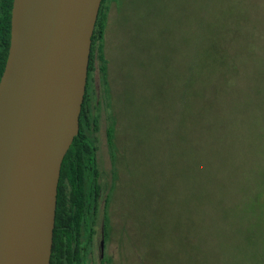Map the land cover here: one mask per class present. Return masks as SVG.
<instances>
[{
    "label": "rangeland",
    "instance_id": "obj_1",
    "mask_svg": "<svg viewBox=\"0 0 264 264\" xmlns=\"http://www.w3.org/2000/svg\"><path fill=\"white\" fill-rule=\"evenodd\" d=\"M103 43L111 98L95 51L87 133L100 188L85 264H264V0H116ZM211 60L225 72L211 76ZM209 138L253 141L252 197L228 183L243 168L220 185L196 166Z\"/></svg>",
    "mask_w": 264,
    "mask_h": 264
},
{
    "label": "water",
    "instance_id": "obj_2",
    "mask_svg": "<svg viewBox=\"0 0 264 264\" xmlns=\"http://www.w3.org/2000/svg\"><path fill=\"white\" fill-rule=\"evenodd\" d=\"M101 0H12L0 76V264H50Z\"/></svg>",
    "mask_w": 264,
    "mask_h": 264
},
{
    "label": "trees",
    "instance_id": "obj_3",
    "mask_svg": "<svg viewBox=\"0 0 264 264\" xmlns=\"http://www.w3.org/2000/svg\"><path fill=\"white\" fill-rule=\"evenodd\" d=\"M115 4L116 0H101L91 36L85 93L79 113V128L62 159L60 167L50 264H85V249L90 241L91 223L97 211L100 188L96 179L98 171L95 160V146L87 133V128L92 122L90 120L91 96L88 90L89 77L90 72L94 68L95 51H97L96 54L100 60V70L103 73L110 105V82H112L110 73L113 66L109 65L108 55L104 53L103 41L108 17L113 12ZM11 6L12 0H0V76L9 46ZM226 66L222 61L211 60L210 69L213 70L210 75L214 76L218 73V68H220L219 71L225 72ZM209 78L211 77L209 76ZM217 86V83L212 86L211 91L213 93L210 95V100L211 96H217ZM210 103H208V106H211ZM212 107L206 108V113H213L210 110ZM198 117L199 112L196 111L194 119L198 120ZM116 118V113L111 115L112 123L107 132L115 177L117 162V146L114 142ZM203 144L206 145L207 151L202 152L203 148L200 149L202 153L196 155L194 162L197 167L200 164L208 166V180L220 185L225 184L222 177H219L220 174H223L222 170L231 175L233 173L230 172L236 171L241 167L240 169L243 168V172L240 179L229 180L228 183H234L242 187L237 189L239 198L252 197L253 194L249 195V193L254 177L253 168L256 160L253 151V141L249 138H228L226 140L209 138ZM217 145H223V148L217 147ZM197 146H194L195 151L198 150ZM206 156L209 159L208 163L206 162ZM242 161L244 164L240 163ZM107 208L108 202L105 198V210L102 221L104 236H108L110 229V217ZM83 230L85 231L84 239L87 240L85 244L83 243Z\"/></svg>",
    "mask_w": 264,
    "mask_h": 264
}]
</instances>
